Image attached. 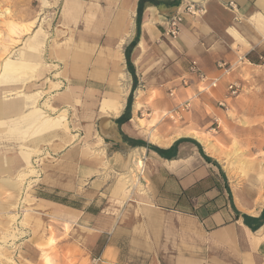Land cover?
<instances>
[{
	"label": "crops",
	"instance_id": "0c3cea01",
	"mask_svg": "<svg viewBox=\"0 0 264 264\" xmlns=\"http://www.w3.org/2000/svg\"><path fill=\"white\" fill-rule=\"evenodd\" d=\"M187 1L76 0L98 15L100 24L77 26L76 35L90 41L106 37L111 51L121 47L133 68L130 79L141 87V107L162 111L164 117L169 107L191 100L188 120L173 134L157 120L148 129L139 122L142 110H135L131 95L128 106L124 94L110 97L107 114L98 115L106 146L97 156L86 145L43 163L42 186L27 209L34 224L18 228L14 264H264V222L253 230L243 220L260 216L264 195L248 180L230 178L216 146L211 142L213 154L192 135L208 133L215 121L216 127L222 124L230 110L219 103L233 80L241 90L227 106L249 118L252 131L264 116V0H201L205 12L183 14L178 35L166 37L165 18ZM37 29L25 43L31 61L34 53L41 60L36 51H43L45 42L36 43ZM71 48L68 44L57 52L69 61ZM19 55L23 61L16 62L24 63L27 52ZM220 62L231 66L229 73L223 74ZM191 63L204 79L189 71ZM215 78L220 79L212 87ZM129 88L131 94L134 87ZM25 105L12 118L35 111L39 117L25 126L17 123L20 133H14L11 120L0 121V173L23 164L27 174L34 173L32 148L53 137L70 139L64 117L46 115L41 108L23 112ZM22 141L25 148L17 150Z\"/></svg>",
	"mask_w": 264,
	"mask_h": 264
},
{
	"label": "rangeland",
	"instance_id": "374dc122",
	"mask_svg": "<svg viewBox=\"0 0 264 264\" xmlns=\"http://www.w3.org/2000/svg\"><path fill=\"white\" fill-rule=\"evenodd\" d=\"M61 3L62 0H0V98H17L21 105L19 112L26 103L23 112L41 108L46 115L64 117L67 134L70 135L66 142L56 141L53 137L32 148L34 153L30 156V161L36 172L27 174L26 170L29 168L23 164L12 169L11 173H0V264H14V243L18 234H22L18 228L34 224L33 213L27 209L33 207L35 191L42 186L40 179L43 163L60 157L71 148L84 150L86 145L91 147L90 154L95 157L99 149L106 146L97 121L98 115L107 114L110 97L124 94L122 98L126 99L128 106L130 101L127 99L131 95L135 110H142L143 120L139 122L148 129L157 120L165 130L173 134L175 126L184 125L188 120L187 112L191 107V100L186 101L184 108L178 109V116L171 112L177 106L169 107L170 112L164 117L162 111L150 113L145 107H141L137 97L141 87L135 86V79H130L133 68L126 63L125 52L121 47L117 46L111 51L106 37L90 41L76 35L77 26L99 28L98 15L86 12L90 11L88 7L81 2L76 3V0H63L62 5ZM36 29L44 35L39 45L45 39L43 51L41 48L36 51L41 60L36 57L31 61L32 58L27 57L24 63H17L23 61L19 53L30 50L25 43ZM68 44L72 47L69 61L57 52ZM12 59L15 61L11 62ZM109 63H113L114 67ZM182 77V81L188 78ZM14 83L15 86H12ZM130 85L134 87L131 94ZM172 89L174 88L168 90L169 94ZM240 90L239 85L238 92ZM13 91L17 93L14 94ZM37 91L40 94L35 93ZM61 93L64 94V99H58ZM236 95H229L222 100L221 107L230 110L226 116L221 117L222 124L216 127L213 119L214 123L209 127V132L197 135L205 137L204 140H209L216 146L221 167L230 178H237L240 182L248 180L257 193L263 196L264 116L259 118V122H254L252 131V121L236 115L234 106H227V101L231 102V97ZM2 119L11 120L0 116V121ZM104 119L109 122L108 117ZM17 123L25 126L22 122ZM231 125L237 126L238 130L230 128ZM16 129V133L22 130L21 127ZM31 135L36 137L37 132L34 131ZM23 143H18L17 150L25 148ZM211 152H216L215 147ZM4 179L15 188L10 189L3 185ZM19 210L21 213L24 210L20 220Z\"/></svg>",
	"mask_w": 264,
	"mask_h": 264
},
{
	"label": "built area",
	"instance_id": "2783aa9c",
	"mask_svg": "<svg viewBox=\"0 0 264 264\" xmlns=\"http://www.w3.org/2000/svg\"><path fill=\"white\" fill-rule=\"evenodd\" d=\"M229 5H233L232 2H229ZM205 12V7L201 0H189L185 3H182L179 7H177L176 11L171 14L170 16L166 17L164 20L165 23V30L163 34L168 38H175L179 31H180V24L182 22L183 14L188 13L193 16H201ZM219 68L223 69V74L229 73L231 68L230 65L220 62L218 64ZM189 71L191 73H195L200 79H204V74L196 68L194 63H191L189 67ZM220 78H215L210 82V86L215 87L217 86ZM239 90V84L235 81H231L226 86V93L227 96L237 94ZM222 105V102L219 103ZM186 106V102L183 104H179L177 108H175L174 113L176 115L179 114L178 109L184 108Z\"/></svg>",
	"mask_w": 264,
	"mask_h": 264
},
{
	"label": "bare ground",
	"instance_id": "6f19581e",
	"mask_svg": "<svg viewBox=\"0 0 264 264\" xmlns=\"http://www.w3.org/2000/svg\"><path fill=\"white\" fill-rule=\"evenodd\" d=\"M38 34H39V39H37L36 43H38V45H39L42 42L44 35L41 34L40 32H38ZM38 45H36V46H38ZM34 48H35V46H34ZM26 56L28 58H31L32 53L30 51L29 52L27 51V55ZM34 59H36L35 53H34ZM39 62H41V61H39ZM12 66H14V65H12ZM12 86H15V83ZM36 93L40 94V92H38V91ZM183 103L184 102H182L181 104H183ZM177 106H179V104ZM20 109H21V105L18 103L17 98L16 99L11 98L9 100L6 99V101L0 98V116L11 118V123L14 124V125H12V126H14V133H16L15 127H16L17 122H22L24 124L26 123L28 125L33 120L37 119V116L39 115V111H36L35 113H30V114H28L26 116H20V117L19 116L18 117L15 116V117L12 118V116H14L16 113H18ZM174 110H175V108H174ZM174 110L171 111V112H172V114L176 115L174 113ZM12 120H13V122H12ZM192 135L195 136L199 141L203 142L205 144V146L207 147V149L210 150V152L213 151L214 146L209 140H204V139L200 138L195 133H192ZM261 199L264 202V196Z\"/></svg>",
	"mask_w": 264,
	"mask_h": 264
},
{
	"label": "trees",
	"instance_id": "16d2710c",
	"mask_svg": "<svg viewBox=\"0 0 264 264\" xmlns=\"http://www.w3.org/2000/svg\"><path fill=\"white\" fill-rule=\"evenodd\" d=\"M131 92H133V88H132ZM243 220H244V223L246 225H248L251 229L254 230L255 227H257L258 225H260V224H262L264 222V210L262 211L260 216L257 217V218H252V217L244 215L243 216Z\"/></svg>",
	"mask_w": 264,
	"mask_h": 264
}]
</instances>
